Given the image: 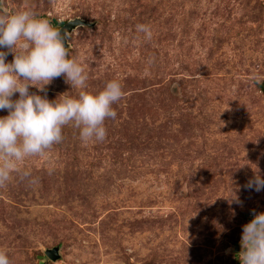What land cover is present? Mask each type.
<instances>
[{
    "label": "rangeland",
    "instance_id": "374dc122",
    "mask_svg": "<svg viewBox=\"0 0 264 264\" xmlns=\"http://www.w3.org/2000/svg\"><path fill=\"white\" fill-rule=\"evenodd\" d=\"M22 9L57 29L85 21L69 57L89 90L115 78L124 95L102 142L69 124L17 162L0 187L9 264H240L241 226L264 211V190L245 187L264 175V0H0ZM70 87L61 76L45 91Z\"/></svg>",
    "mask_w": 264,
    "mask_h": 264
},
{
    "label": "clouds",
    "instance_id": "9594fccd",
    "mask_svg": "<svg viewBox=\"0 0 264 264\" xmlns=\"http://www.w3.org/2000/svg\"><path fill=\"white\" fill-rule=\"evenodd\" d=\"M135 27L151 39L148 24ZM9 53L11 61L6 60ZM61 76L75 93L65 91L49 100L45 86ZM87 80L83 65L69 57L64 37L47 19L31 9L0 13V110L7 111L0 116V187L9 182L17 162L42 155L61 142L66 125L77 128L85 144L106 138L105 122L117 119L113 106L123 97V86L113 78L100 90L91 91ZM30 86L45 94L30 92ZM20 178L35 183L27 170ZM245 187L264 190V175L256 171ZM241 227L240 264H264V211L253 209L252 218ZM0 264H9L3 250Z\"/></svg>",
    "mask_w": 264,
    "mask_h": 264
},
{
    "label": "water",
    "instance_id": "95a60500",
    "mask_svg": "<svg viewBox=\"0 0 264 264\" xmlns=\"http://www.w3.org/2000/svg\"><path fill=\"white\" fill-rule=\"evenodd\" d=\"M87 23H85V21L75 18L73 20H69L66 23H64L60 28V34L62 37H64V43L65 46L67 47V43H66V34L69 33L72 29H74L76 26H80V25H85ZM46 256L50 259V260H55L57 258V254L55 250H47L45 252Z\"/></svg>",
    "mask_w": 264,
    "mask_h": 264
}]
</instances>
